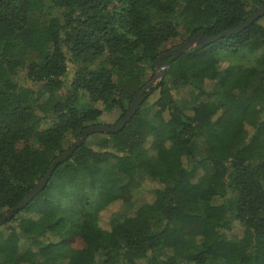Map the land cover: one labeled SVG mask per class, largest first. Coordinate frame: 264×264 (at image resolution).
I'll use <instances>...</instances> for the list:
<instances>
[{
  "label": "trees",
  "instance_id": "1",
  "mask_svg": "<svg viewBox=\"0 0 264 264\" xmlns=\"http://www.w3.org/2000/svg\"><path fill=\"white\" fill-rule=\"evenodd\" d=\"M263 4L0 0V218L103 112L120 122L160 55ZM167 62L121 131L90 135L0 226V264H264V16Z\"/></svg>",
  "mask_w": 264,
  "mask_h": 264
},
{
  "label": "water",
  "instance_id": "2",
  "mask_svg": "<svg viewBox=\"0 0 264 264\" xmlns=\"http://www.w3.org/2000/svg\"><path fill=\"white\" fill-rule=\"evenodd\" d=\"M264 16V4L260 6L245 22L240 24L239 26L232 28L230 30H227L225 32H222L216 36L206 37L202 32L197 33L192 38H190L188 41H186L183 45L177 46L164 54L160 55L155 65L156 67L160 68V71L154 76V78L135 96L133 99L129 110L127 114L114 125H97V126H90L86 130H84L79 137L74 141V143L61 155L59 156L49 167L47 173L45 176L36 183V185L33 187V189L25 196V198L21 201V203L13 208L11 211H9L6 215L0 218V226L7 223L9 220H11L15 214H17L20 210H22L35 196L41 192V190L44 189L46 186L48 179L50 178L52 172L56 169V167L63 162H65L76 150L78 147L83 145L86 141V139L93 134L102 133V134H114L121 131L124 126L129 122V120L132 118L136 110L139 108V106L142 104L144 100V94L149 91L151 88L154 87V85L161 79L163 74L165 73L166 69L168 68L170 62L161 64V61L163 59L169 58V61H174L178 59L183 54H191L194 53L204 47H207L208 45L214 43L218 39L235 35L252 25L254 22H256L259 18Z\"/></svg>",
  "mask_w": 264,
  "mask_h": 264
},
{
  "label": "rangeland",
  "instance_id": "3",
  "mask_svg": "<svg viewBox=\"0 0 264 264\" xmlns=\"http://www.w3.org/2000/svg\"><path fill=\"white\" fill-rule=\"evenodd\" d=\"M159 71H160V68L159 69L157 68L155 70V75ZM153 97L154 96H152L150 100H153ZM176 98L179 99L180 101L191 100V96L189 94H186V93H183V92L177 94ZM117 119H118V114H116L114 112H103L102 116L100 117V122L103 125L110 126V125H114ZM49 125H50V123L47 122V123H44L42 127L45 129ZM205 172L209 173L210 169L208 167H206L205 168ZM84 187H85L84 185L81 187L79 184H76L72 188V190L68 191L69 192V196H68V199L64 200L65 201L64 204L70 205L69 200L73 201V199H75L76 196H80V194L85 191ZM151 188H152V185H151V183L149 181H145L143 183L142 188L135 193V200L133 201L134 203H133L132 208L133 207L135 208L136 206H138V205H140L142 203L148 202L151 199V197H152V195L150 193L151 192ZM122 209H125V208H122V206L119 205V204H116V205H114L112 207H109V208L105 209L100 214L101 224L102 225H106L108 227L107 221H108V218L110 217V215L112 213H114V212L119 211V210L121 211ZM127 209H125V210H127ZM241 232H242V228H241L240 224L239 223H234L233 230L231 232L226 233L225 237L227 239H229V240L230 239L234 240V239H236L237 237H239L241 235Z\"/></svg>",
  "mask_w": 264,
  "mask_h": 264
}]
</instances>
